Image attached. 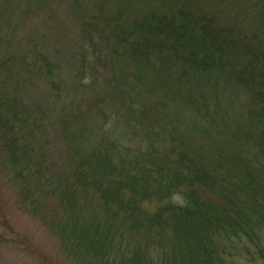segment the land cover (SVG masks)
<instances>
[{
    "label": "trees",
    "instance_id": "obj_1",
    "mask_svg": "<svg viewBox=\"0 0 264 264\" xmlns=\"http://www.w3.org/2000/svg\"><path fill=\"white\" fill-rule=\"evenodd\" d=\"M114 2L121 16L123 0ZM124 2L142 11L128 22L133 52L155 58L152 75H135L158 83L166 105L177 101L175 119L187 133L167 150L148 136L124 152L119 140L82 149L72 138L67 168L57 167L46 141L52 119L25 101L30 81L50 75L51 64L36 52L17 59L0 32V174L33 210L54 201L55 219L45 223L61 243L77 242L85 264H229L233 240L264 264V0ZM4 23L0 16V29ZM137 94L123 112L132 119L149 111L135 106ZM167 108L153 120L169 121ZM64 113L59 122L69 137L72 114ZM0 228L10 229L2 221Z\"/></svg>",
    "mask_w": 264,
    "mask_h": 264
},
{
    "label": "rangeland",
    "instance_id": "obj_2",
    "mask_svg": "<svg viewBox=\"0 0 264 264\" xmlns=\"http://www.w3.org/2000/svg\"><path fill=\"white\" fill-rule=\"evenodd\" d=\"M103 1L104 7L99 8L100 0H0V16L6 21L0 32L7 39L1 44L17 59L23 53L36 52L51 64L50 75H37L30 81L25 101L28 97L27 104L32 100L52 119L46 141L49 159L57 167L67 168L72 138L82 149L84 144L96 149L103 140H119L124 152L127 147L136 149L134 142L148 136L167 150L178 141L176 135L187 133L184 123L175 119L179 107L173 108V104L177 101L168 100L166 105L157 93L158 83L153 84L150 76L144 81L138 78L143 80L142 72L153 73L150 68L155 66L154 57L133 52L136 39L128 33V22L140 19L142 11L123 0L121 16H116L114 0ZM134 60L146 69L137 71ZM178 79L175 74L170 80L174 90ZM160 91H164L161 86ZM135 92L139 93L135 106L143 105L150 112L140 111L137 119H132L123 112L129 100H135L130 97ZM163 107H168L170 120H153L151 113L160 109L163 115ZM63 112L72 114L67 124L69 137L62 134L59 122ZM4 174H0V221L10 229L0 228V264H85L83 250L75 248L77 242L74 247L61 243L45 223L55 219L48 210L54 201L47 198L31 209L32 201L23 202L20 190ZM174 199L181 201L180 196ZM261 241L264 246V233ZM230 245L234 248L226 258L229 264H262L247 243L241 248L233 240ZM126 247L120 245L121 257L129 255ZM108 264L117 262L110 259Z\"/></svg>",
    "mask_w": 264,
    "mask_h": 264
}]
</instances>
